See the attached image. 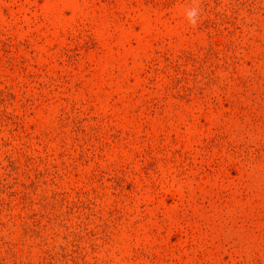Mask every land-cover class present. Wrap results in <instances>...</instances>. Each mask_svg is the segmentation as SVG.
<instances>
[{
  "label": "rangeland",
  "instance_id": "obj_1",
  "mask_svg": "<svg viewBox=\"0 0 264 264\" xmlns=\"http://www.w3.org/2000/svg\"><path fill=\"white\" fill-rule=\"evenodd\" d=\"M0 264H264V0H0Z\"/></svg>",
  "mask_w": 264,
  "mask_h": 264
},
{
  "label": "clouds",
  "instance_id": "obj_2",
  "mask_svg": "<svg viewBox=\"0 0 264 264\" xmlns=\"http://www.w3.org/2000/svg\"><path fill=\"white\" fill-rule=\"evenodd\" d=\"M200 10L198 7H193L187 10L186 15L189 23L195 24L198 21Z\"/></svg>",
  "mask_w": 264,
  "mask_h": 264
}]
</instances>
